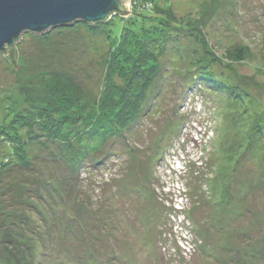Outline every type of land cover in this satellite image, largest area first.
<instances>
[{"label": "rangeland", "instance_id": "1", "mask_svg": "<svg viewBox=\"0 0 264 264\" xmlns=\"http://www.w3.org/2000/svg\"><path fill=\"white\" fill-rule=\"evenodd\" d=\"M129 12L0 52V264H264V0Z\"/></svg>", "mask_w": 264, "mask_h": 264}, {"label": "water", "instance_id": "2", "mask_svg": "<svg viewBox=\"0 0 264 264\" xmlns=\"http://www.w3.org/2000/svg\"><path fill=\"white\" fill-rule=\"evenodd\" d=\"M124 2L126 6L123 5ZM129 2L130 0H0V52L10 59L7 47L17 43L26 32L42 34L76 22L102 23L115 13L128 15ZM14 65L17 68V61Z\"/></svg>", "mask_w": 264, "mask_h": 264}, {"label": "trees", "instance_id": "3", "mask_svg": "<svg viewBox=\"0 0 264 264\" xmlns=\"http://www.w3.org/2000/svg\"><path fill=\"white\" fill-rule=\"evenodd\" d=\"M123 15H124V13H122ZM14 45L15 44H13V45H11L10 47H7L8 48V50L7 51H9V53H10V60L13 62V63H16V61H17V54H18V52H17V50H16V48L15 49H13L14 48ZM9 48H10V50H9ZM154 48H156V49H159V46H154ZM141 57H139L138 59H136V61L133 63V65H135V63L137 62V70L135 71V73H140L139 72V69L141 68V66H143L144 65V62L146 61V59L147 58H145V55H144V57H143V55L141 54L140 55ZM150 60V59H149ZM141 71H143L142 69H141ZM134 75V74H133ZM136 75H134V77H135ZM137 78V77H136ZM58 88H60V86H57V89ZM107 94H108V92H106ZM113 93H111L110 95L112 96L111 97V102L112 103H115L116 104V107H114V114H113V118L115 119V121L116 122H120L121 123V126L122 127H124V126H126L127 124H126V122H129V121H131L132 119H133V116L135 115L136 116V114L138 113V111H140V109H139V105H141V103L139 104H137L136 105V107L135 106H133L132 105V103H131V101H132V98H131V95H129V99L128 100H125L124 101V103L123 104H120V102H121V100L123 99V97H122V95H119V94H115V95H112ZM117 98H120L121 100L120 101H118V99ZM108 97L107 98H105L104 99V102H106L107 103V105L106 106H103L105 109L104 110H101L102 111V114L104 113V114H107L106 113V111H107V108L106 107H108ZM138 109V110H137ZM51 116V114H50V112H49V110H47L46 112H43V114L42 115H39L38 117L39 118H35V119H32V121H30V122H28V124H26V126L27 127H23L22 128V130H25L26 131V129H33V127H35L36 126V124L38 123V124H40V127L42 126V127H45L46 126V129H51V130H57L58 128L55 126V124H53L52 126H50V125H48V124H46V122H47V120H48V118ZM31 120V119H30ZM29 121V120H28ZM41 121V122H40ZM12 125H8V128H16V125H17V122H16V120L14 121L13 120V122L11 123ZM3 124H0V128H1V126H2ZM21 125V124H20ZM54 129H53V128ZM26 128V129H25ZM27 134V133H26ZM14 139H16L15 137H13V139L12 140H14ZM17 139H21V138H17ZM14 153V156H15V152H13ZM23 153V150H22V148H21V146L18 148V153L16 154V157L18 156V157H21V154ZM23 159V161H24V158H22ZM26 162H24V164H25ZM0 171H2V169L0 168Z\"/></svg>", "mask_w": 264, "mask_h": 264}]
</instances>
